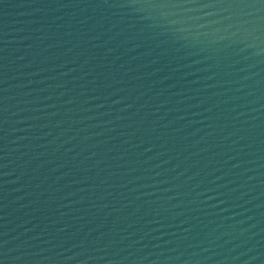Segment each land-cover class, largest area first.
I'll list each match as a JSON object with an SVG mask.
<instances>
[{"label": "water", "instance_id": "obj_1", "mask_svg": "<svg viewBox=\"0 0 264 264\" xmlns=\"http://www.w3.org/2000/svg\"><path fill=\"white\" fill-rule=\"evenodd\" d=\"M0 264H264V0H0Z\"/></svg>", "mask_w": 264, "mask_h": 264}]
</instances>
